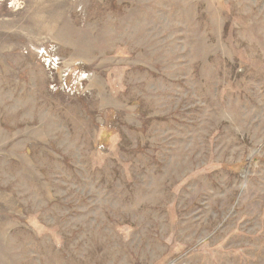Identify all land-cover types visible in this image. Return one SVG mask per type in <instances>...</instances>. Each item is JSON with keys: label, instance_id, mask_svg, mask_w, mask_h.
I'll return each instance as SVG.
<instances>
[{"label": "rangeland", "instance_id": "1", "mask_svg": "<svg viewBox=\"0 0 264 264\" xmlns=\"http://www.w3.org/2000/svg\"><path fill=\"white\" fill-rule=\"evenodd\" d=\"M0 264H264V0H0Z\"/></svg>", "mask_w": 264, "mask_h": 264}, {"label": "built area", "instance_id": "2", "mask_svg": "<svg viewBox=\"0 0 264 264\" xmlns=\"http://www.w3.org/2000/svg\"><path fill=\"white\" fill-rule=\"evenodd\" d=\"M40 53L42 54L43 52L41 51ZM49 61L51 62V66L50 67L53 68V70L56 69L61 64V61H59L55 57H52V59L50 58ZM62 77H63V83H64V85L67 86L68 84L66 82L65 76L63 75Z\"/></svg>", "mask_w": 264, "mask_h": 264}]
</instances>
